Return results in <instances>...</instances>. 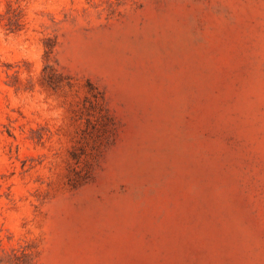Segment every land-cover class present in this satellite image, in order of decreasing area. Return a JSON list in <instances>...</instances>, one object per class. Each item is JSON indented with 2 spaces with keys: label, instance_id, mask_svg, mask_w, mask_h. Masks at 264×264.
Here are the masks:
<instances>
[{
  "label": "rangeland",
  "instance_id": "1",
  "mask_svg": "<svg viewBox=\"0 0 264 264\" xmlns=\"http://www.w3.org/2000/svg\"><path fill=\"white\" fill-rule=\"evenodd\" d=\"M0 264H264V0H0Z\"/></svg>",
  "mask_w": 264,
  "mask_h": 264
}]
</instances>
